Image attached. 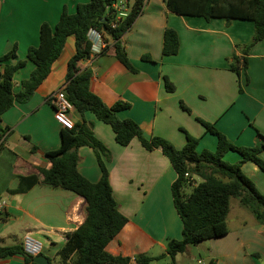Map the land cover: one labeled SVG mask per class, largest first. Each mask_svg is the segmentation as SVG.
Listing matches in <instances>:
<instances>
[{
    "label": "crops",
    "instance_id": "obj_1",
    "mask_svg": "<svg viewBox=\"0 0 264 264\" xmlns=\"http://www.w3.org/2000/svg\"><path fill=\"white\" fill-rule=\"evenodd\" d=\"M88 1L0 0V57L15 46L18 59L25 60L28 48L39 44L43 23L54 27L63 9L73 14L78 4ZM134 1H118L124 6L118 19L129 13ZM166 29L177 34L175 55L162 54ZM253 35L250 21L181 16L169 12L162 0H145L141 14L120 39L134 71L116 59L109 42L104 54L90 55L82 66L91 70L90 91L106 106L117 101L129 104L116 115L134 121L145 138H163L181 149L188 135L198 139L197 153L213 152L217 140L206 132L203 121L237 147H260L259 157L264 161V39L245 52ZM74 53V38L68 37L30 100L15 103L1 117L5 132L0 139V201L5 203L1 212L5 217L0 220V245L21 244L22 237L32 233L43 241L42 255L50 264H70L61 261L57 252L67 234L82 224L84 200L70 191L30 182L36 169L49 166L44 154L60 146L62 128L53 118L49 97L63 86ZM234 56L246 58L247 69L239 66V75L230 70ZM33 67L26 61L14 74L15 91ZM164 77L172 84V92L166 91ZM69 116L74 122V113ZM85 119L92 122L94 136L110 153L105 163L112 196L127 218L106 251L128 258V264H136L138 255L164 254L168 241L180 239L182 230L171 193L177 177L172 165L159 149L146 151L137 139L125 147L118 145L110 126L93 114L86 113ZM77 155L78 172L97 183L100 170L94 151L83 146ZM223 158L230 164L241 160L234 152ZM241 171L264 194V173L251 162L243 163ZM245 212L239 202L232 207L230 200L228 233L211 239L215 258L211 264H264V224ZM155 248L163 253L149 254ZM0 264L29 263L13 256L0 259Z\"/></svg>",
    "mask_w": 264,
    "mask_h": 264
},
{
    "label": "trees",
    "instance_id": "obj_2",
    "mask_svg": "<svg viewBox=\"0 0 264 264\" xmlns=\"http://www.w3.org/2000/svg\"><path fill=\"white\" fill-rule=\"evenodd\" d=\"M119 0H89L78 4L73 14L65 9L61 12L54 27L43 23L39 29V44L29 47L26 59L20 60L15 46L0 57V139L5 132L1 125L3 113L15 103H26L37 87L47 77L52 64L60 56L68 37L74 38L75 53L67 63L65 82L61 87L67 100L73 107L76 117L73 128H62L60 146L44 155L49 162L46 168L36 169L30 183H37L52 188H60L74 193L84 200V220L72 233L67 234L65 245L57 252L61 261L70 264H128L129 259L112 256L106 246L127 223V218L119 211L118 204L112 196L106 160L108 149L94 136L92 122L85 119L86 113L110 126L115 142L127 146L137 139L146 151L159 149L168 159L176 172V179L171 186L174 208L181 220V237L168 241L165 253L158 257L138 255L136 264H149L168 256L172 262L177 254L184 253L188 246L199 242L222 237L228 233L226 218L230 200L238 199L241 207L247 209L255 220L264 224V194L256 189L254 183L241 171L245 162L255 164L264 173V161L260 159V147L244 148L232 144L211 124L200 121L207 133L216 137L217 144L213 152L203 150L196 152L198 139L187 135L183 148L176 149L169 141L151 137L145 138L139 126L132 120H120L117 112L127 110L130 105L117 101L106 106L99 97L90 91L91 70L83 67L82 62L91 55L89 31L95 30L103 40L111 43L116 59L128 70L134 71L126 52L120 43L122 36L132 27L141 14L145 0H135L129 13L116 20L118 11L112 5ZM166 9L181 16L201 17L206 21L214 18L226 22L234 20L253 23L252 42L245 47V52L256 42L264 39V0H162ZM179 41L172 29H166L163 35V55H175ZM107 47L98 55L105 53ZM145 59V58H144ZM10 60H16L10 64ZM26 61L33 64V69L26 79L21 80L14 90V74L25 66ZM239 66L247 69L246 58L232 57L230 70L239 75ZM166 91L172 92L173 86L164 77ZM181 107L187 110L182 104ZM91 148L96 156L100 170L97 183L86 180L77 170L80 147ZM228 152L237 153L241 160L229 164L223 161ZM197 175L202 182L197 184L189 195L183 189ZM5 215L0 212V220ZM13 256L21 257L26 263L34 264L33 257L26 255L20 244L0 245V259Z\"/></svg>",
    "mask_w": 264,
    "mask_h": 264
},
{
    "label": "built area",
    "instance_id": "obj_3",
    "mask_svg": "<svg viewBox=\"0 0 264 264\" xmlns=\"http://www.w3.org/2000/svg\"><path fill=\"white\" fill-rule=\"evenodd\" d=\"M112 7L120 11L123 9L120 3H115ZM118 20V18H116ZM88 39L91 43V55H98L107 47V43L103 40L100 33L95 30H90L88 33ZM49 100L53 106V118L56 123L64 129H72L73 128V121L70 118V113L73 112V107L71 103L67 100L64 93L61 90L54 92L50 95ZM186 178H190L188 174H185ZM192 180V178H190ZM5 207V203L0 201V212H2L3 208ZM21 247L23 252L31 257H36L38 255H42L44 243L42 240L38 239L32 233H26L22 240H21ZM198 263H200L198 261Z\"/></svg>",
    "mask_w": 264,
    "mask_h": 264
},
{
    "label": "rangeland",
    "instance_id": "obj_4",
    "mask_svg": "<svg viewBox=\"0 0 264 264\" xmlns=\"http://www.w3.org/2000/svg\"><path fill=\"white\" fill-rule=\"evenodd\" d=\"M122 3H123V1H122ZM124 6H125L126 9L128 8L126 6V4H124ZM122 12L123 11L121 10L120 11V15L124 14ZM226 160L223 158V161L227 163ZM201 182H202V179L199 176H197V175L192 176L191 184H188L187 186L184 187L183 193L186 196L189 195L191 193L192 189L197 184H199ZM236 203H238V199L232 198L231 199L232 207ZM245 210H246L245 213H248L247 212L248 210L247 209H245ZM211 241H212L211 239L210 240H205V241L199 242V243H197L195 245L188 246L187 250L184 253L177 254V257L174 260V262H172V260L168 256H166V258L164 257V259H162V260L161 259L160 260H155V261L150 262L149 264H211V259H215L213 257V251H212L213 248H212V244H211V243H214V242H211ZM161 253H163L162 250H160L159 248H155V250L152 251L149 254L158 255V254H161ZM53 259H54V255L51 256L52 263H53ZM198 261L200 263H198Z\"/></svg>",
    "mask_w": 264,
    "mask_h": 264
},
{
    "label": "water",
    "instance_id": "obj_5",
    "mask_svg": "<svg viewBox=\"0 0 264 264\" xmlns=\"http://www.w3.org/2000/svg\"><path fill=\"white\" fill-rule=\"evenodd\" d=\"M33 263L34 264H50L49 260L44 255H38L36 257H33Z\"/></svg>",
    "mask_w": 264,
    "mask_h": 264
}]
</instances>
